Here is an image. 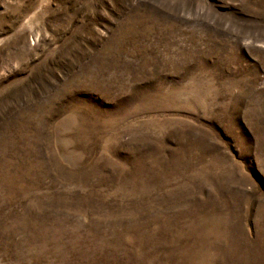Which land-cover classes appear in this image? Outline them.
<instances>
[{
    "label": "rangeland",
    "instance_id": "374dc122",
    "mask_svg": "<svg viewBox=\"0 0 264 264\" xmlns=\"http://www.w3.org/2000/svg\"><path fill=\"white\" fill-rule=\"evenodd\" d=\"M0 264H264V0H0Z\"/></svg>",
    "mask_w": 264,
    "mask_h": 264
}]
</instances>
